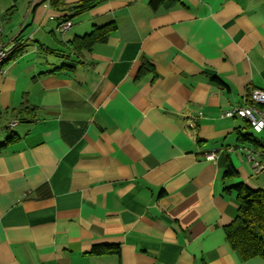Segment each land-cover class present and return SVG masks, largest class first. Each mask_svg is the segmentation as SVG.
I'll use <instances>...</instances> for the list:
<instances>
[{
	"label": "crops",
	"instance_id": "1",
	"mask_svg": "<svg viewBox=\"0 0 264 264\" xmlns=\"http://www.w3.org/2000/svg\"><path fill=\"white\" fill-rule=\"evenodd\" d=\"M149 1L101 0L59 33L49 0H0L20 44L0 65V264H264L225 238L231 187L264 173L237 150L247 121L220 117L264 90V0Z\"/></svg>",
	"mask_w": 264,
	"mask_h": 264
},
{
	"label": "trees",
	"instance_id": "2",
	"mask_svg": "<svg viewBox=\"0 0 264 264\" xmlns=\"http://www.w3.org/2000/svg\"><path fill=\"white\" fill-rule=\"evenodd\" d=\"M100 1L80 0L72 4H65L63 0H49V5L59 12L58 19L65 21L93 8ZM173 1L150 0L149 5L153 10H157L159 7L170 8ZM115 28L114 24L95 26L88 33L71 39L69 45L73 48L90 51L95 43L105 42ZM145 70L144 64L137 76L143 74ZM243 139L249 140L254 147L263 144V141L255 139L249 133L241 134L240 140L243 141ZM234 175H236V171L231 164H228L223 172V178ZM231 188L236 191L238 208L233 220L224 227L226 241L240 260L245 261L257 256L264 260V189H252L243 183L235 184Z\"/></svg>",
	"mask_w": 264,
	"mask_h": 264
},
{
	"label": "built area",
	"instance_id": "3",
	"mask_svg": "<svg viewBox=\"0 0 264 264\" xmlns=\"http://www.w3.org/2000/svg\"><path fill=\"white\" fill-rule=\"evenodd\" d=\"M71 26L68 20L62 21L57 25V31L64 33ZM20 46L16 38L8 41L3 38V28L0 20V65L9 60L18 47ZM220 117H239L245 119L256 132L264 131V90L260 88L248 89L242 97L240 104H234L227 107L220 113ZM18 121L13 120L8 127L12 128ZM230 148L229 151H232ZM238 151L242 152L245 161L250 167L253 175L264 173V141L258 147H238ZM216 158V152L211 151L206 155V159L213 160Z\"/></svg>",
	"mask_w": 264,
	"mask_h": 264
},
{
	"label": "rangeland",
	"instance_id": "4",
	"mask_svg": "<svg viewBox=\"0 0 264 264\" xmlns=\"http://www.w3.org/2000/svg\"><path fill=\"white\" fill-rule=\"evenodd\" d=\"M242 125H244V131L249 132L255 139L257 140H264V131L256 132L251 127L246 126L244 121H241Z\"/></svg>",
	"mask_w": 264,
	"mask_h": 264
}]
</instances>
